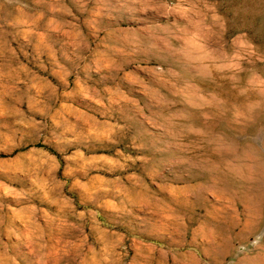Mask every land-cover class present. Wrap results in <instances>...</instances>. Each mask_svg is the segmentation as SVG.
<instances>
[{
  "label": "rangeland",
  "instance_id": "obj_1",
  "mask_svg": "<svg viewBox=\"0 0 264 264\" xmlns=\"http://www.w3.org/2000/svg\"><path fill=\"white\" fill-rule=\"evenodd\" d=\"M0 264H264V0H0Z\"/></svg>",
  "mask_w": 264,
  "mask_h": 264
}]
</instances>
